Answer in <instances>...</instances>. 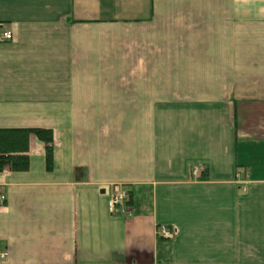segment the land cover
<instances>
[{
	"label": "crops",
	"instance_id": "0c3cea01",
	"mask_svg": "<svg viewBox=\"0 0 264 264\" xmlns=\"http://www.w3.org/2000/svg\"><path fill=\"white\" fill-rule=\"evenodd\" d=\"M6 128L0 264H264V0H0Z\"/></svg>",
	"mask_w": 264,
	"mask_h": 264
},
{
	"label": "trees",
	"instance_id": "16d2710c",
	"mask_svg": "<svg viewBox=\"0 0 264 264\" xmlns=\"http://www.w3.org/2000/svg\"><path fill=\"white\" fill-rule=\"evenodd\" d=\"M34 136L45 145L47 166L53 165L54 133L46 128L0 129V173L27 172L30 167V140Z\"/></svg>",
	"mask_w": 264,
	"mask_h": 264
},
{
	"label": "built area",
	"instance_id": "2783aa9c",
	"mask_svg": "<svg viewBox=\"0 0 264 264\" xmlns=\"http://www.w3.org/2000/svg\"><path fill=\"white\" fill-rule=\"evenodd\" d=\"M13 35L11 32L4 34V40H12ZM205 171V168L202 166H196L192 170V175L194 178H200L201 173ZM6 200V197L0 193V204H3ZM129 201V194L126 191H123L120 187H115L113 194L110 198L109 209L112 214H127V202ZM179 233L177 228H170L167 226H162L158 229L157 234L160 237L165 239H173Z\"/></svg>",
	"mask_w": 264,
	"mask_h": 264
}]
</instances>
